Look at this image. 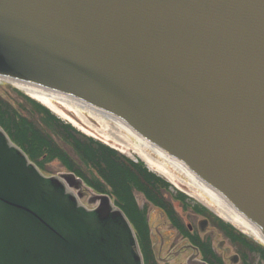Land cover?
Wrapping results in <instances>:
<instances>
[{
  "label": "water",
  "instance_id": "1",
  "mask_svg": "<svg viewBox=\"0 0 264 264\" xmlns=\"http://www.w3.org/2000/svg\"><path fill=\"white\" fill-rule=\"evenodd\" d=\"M0 76L122 120L264 236V0H0ZM61 178L0 130V264H142L109 197Z\"/></svg>",
  "mask_w": 264,
  "mask_h": 264
},
{
  "label": "trees",
  "instance_id": "2",
  "mask_svg": "<svg viewBox=\"0 0 264 264\" xmlns=\"http://www.w3.org/2000/svg\"><path fill=\"white\" fill-rule=\"evenodd\" d=\"M20 97L29 104V109L18 110L0 99V124L9 137L40 167L56 159L95 191L110 192L147 246L145 211L138 209L132 188L141 191L155 203L149 190L153 185L146 182H159L166 188L169 184L149 172L142 162L135 163L85 136L29 97ZM173 199L182 201L185 196L178 192ZM147 255L150 256L149 253Z\"/></svg>",
  "mask_w": 264,
  "mask_h": 264
},
{
  "label": "flooded vegetation",
  "instance_id": "3",
  "mask_svg": "<svg viewBox=\"0 0 264 264\" xmlns=\"http://www.w3.org/2000/svg\"><path fill=\"white\" fill-rule=\"evenodd\" d=\"M158 192L168 205L167 193L162 188ZM177 205L180 215L170 213L164 218L159 211L162 216L157 227L150 224L147 229V246L140 234V243L151 264H197L196 259L206 264H264L257 249L250 243L233 241L213 223L210 215L185 210L182 203ZM147 208H151L148 203Z\"/></svg>",
  "mask_w": 264,
  "mask_h": 264
},
{
  "label": "bare ground",
  "instance_id": "4",
  "mask_svg": "<svg viewBox=\"0 0 264 264\" xmlns=\"http://www.w3.org/2000/svg\"><path fill=\"white\" fill-rule=\"evenodd\" d=\"M15 85L18 88L23 89L27 94L30 96L36 98L37 100L41 101L44 104H47L46 101H48L49 98H56L58 100H61L62 102H65L69 107L74 108L75 110L79 111L78 108H81L83 110H87L90 113L93 114L94 117H96L101 123L107 124L108 120L113 121L114 124L116 125V129H124L127 132V135L132 136L136 144L134 146L140 147L142 150L148 149L152 150L154 153H156L160 161H158V165L156 166V170L166 176H169L167 174L166 170H170V167L177 170L180 173H183L185 176L188 177L189 182L192 183L194 186L199 188L204 192V194L211 199L212 202L216 203L217 206H219V211L222 213V215L232 221L235 224H241L245 226L251 233H253L257 238H259L261 241L262 238L258 232V230L252 226L251 224H248L245 222L230 206L229 204L216 192H214L212 189H210L208 186H206L203 182H201L198 178L194 177L186 167H184L181 163H179L176 159L168 156L165 154L163 151L152 145L151 143L145 141L144 139H140L138 136H136L132 130L125 125L123 122L120 120L114 118L113 116L104 113L88 104L85 102L76 99L74 97L58 93V92H53L50 90H45V89H40L37 87H33L24 83H18L14 82ZM54 100V99H53ZM120 131V130H119ZM111 136H113L114 139L118 141H125L128 142V138L125 136H122L119 132L115 131L114 129H111ZM125 137V138H124ZM145 156H147L145 154ZM145 162L149 165V167H153V163L151 162L150 157L143 158Z\"/></svg>",
  "mask_w": 264,
  "mask_h": 264
},
{
  "label": "rangeland",
  "instance_id": "5",
  "mask_svg": "<svg viewBox=\"0 0 264 264\" xmlns=\"http://www.w3.org/2000/svg\"><path fill=\"white\" fill-rule=\"evenodd\" d=\"M12 88H15L16 87L11 84V83H6V84H2L0 85V94L6 99L8 100L14 107L16 108H24V107H27V104L26 102L19 96H17L16 94H14V92L12 91ZM21 89V88H20ZM23 90V89H22ZM48 101L46 105H48L55 113L59 114L61 116L62 119L64 118H68L71 123L77 128L79 129L81 132H84L85 134H88L90 136H94L95 138L99 139V140H102V141H107L104 136H107V133H105L106 135H104V132L105 130H99L101 129L102 127H100L96 121H98L102 126L103 128L105 129H108V137L109 139L111 140H114L115 142L119 143V144H124L126 143L125 141H118L116 139L113 138V136H111V128H112V125L109 124V127L107 126V124H103L101 123L96 117L93 116L92 113H90L89 111L87 110H83L81 108H78L79 111L75 110L74 108H71L69 107L65 102H62L61 100H58L56 98H49L48 97ZM54 99V100H53ZM92 116L93 118L96 119V121H94V119H92L90 116ZM66 120V119H64ZM113 122V121H111ZM114 123V122H113ZM120 131H123L124 133L127 134V132L124 130V129H119ZM125 138V137H124ZM111 145L115 146L116 148H118L119 150H121L122 152L125 153V155L129 156V157H135L137 156V154L132 150L131 147H125V146H120L118 144H114L112 142H109ZM136 147V146H135ZM140 150H142L140 147H136ZM136 150V149H135ZM142 151H149L151 152L155 157H150L151 158V162L153 163V167L152 169H154L156 172H158L156 170V166L158 165V161H160V158L159 156L154 153L152 150H148V149H145V150H142ZM147 164V163H146ZM148 165V164H147ZM149 166V165H148ZM151 168V167H149ZM173 170V168L170 167V170H166L167 174H169V176H166L168 178H166V180L168 179H171V178H174V182L177 183V180H176V176H178V179L179 181L181 182V184H179V186L182 188V189H185V190H188L186 188V183H185V178H183L182 176L176 174V173H171V171ZM64 171V168H62L59 164V162L57 161H54L52 163H49L45 166V174L48 175V174H53V175H58L60 174L61 172ZM178 172V171H177ZM160 172H158L159 174ZM162 174V173H161ZM160 174V175H161ZM162 176V175H161ZM163 177V176H162ZM187 177V176H186ZM164 178V177H163ZM188 178V177H187ZM189 180V179H188ZM137 201L139 203V205H141L142 203V199L140 197H138L137 195ZM85 205V201L83 200L82 201ZM219 211V209H218ZM220 212V211H219ZM221 213V212H220ZM222 214V213H221ZM153 224H156L158 223V221L156 220V218L153 219Z\"/></svg>",
  "mask_w": 264,
  "mask_h": 264
}]
</instances>
